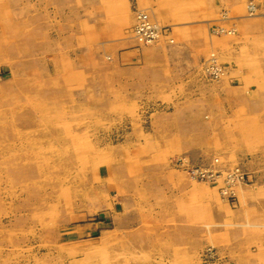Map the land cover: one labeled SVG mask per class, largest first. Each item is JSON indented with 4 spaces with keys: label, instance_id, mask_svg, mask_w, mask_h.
<instances>
[{
    "label": "rangeland",
    "instance_id": "rangeland-1",
    "mask_svg": "<svg viewBox=\"0 0 264 264\" xmlns=\"http://www.w3.org/2000/svg\"><path fill=\"white\" fill-rule=\"evenodd\" d=\"M152 1L174 16L203 15L199 32L182 34L178 63L165 58L178 41L149 0H101L78 35L62 28L60 0H0V264H215L219 253L264 264V220L250 243L219 221L237 203L264 209V31L242 22L249 0ZM141 10L164 35L152 46L132 37ZM208 61L226 75L208 76ZM179 157L182 168L171 167ZM215 159L240 172L237 190L188 178V160ZM121 192L180 195L169 225L181 217L202 227V246L135 245L132 227L113 223L138 217L118 214Z\"/></svg>",
    "mask_w": 264,
    "mask_h": 264
},
{
    "label": "crops",
    "instance_id": "crops-1",
    "mask_svg": "<svg viewBox=\"0 0 264 264\" xmlns=\"http://www.w3.org/2000/svg\"><path fill=\"white\" fill-rule=\"evenodd\" d=\"M60 1H62L61 5L63 8L60 11L61 17L59 16V19L67 22V24L62 25V28L66 30L70 29L68 30V33H72L75 30L74 34L76 33V35H78L81 29L91 25V20L89 18L92 12L96 13V11H98L97 13L99 14V12L102 13L103 9L102 3L99 2L100 0H95V2H92V0H87V2L82 0L79 5L74 4L73 6L72 0ZM212 7V13L217 12L218 5L214 4ZM146 9L151 12L156 19L158 17L161 18L166 26L171 27L173 31L172 36L178 41L176 46L170 47L168 49L166 48L167 50H165V58L170 59L171 64L178 63L181 58H186L188 50H185V45L188 40L184 38L183 35L184 33L199 32L201 26L203 25L202 21L199 20L203 19V17L199 16L196 11L195 13L192 11L191 14L186 16H174L173 13H170V8L168 5H163L161 8L160 5L155 4L152 0H149V4H147ZM159 13H162L163 16L160 17ZM260 19L261 18H245L243 23L244 25L254 26L253 28L258 27L259 29H254L252 32L253 34L259 33L261 35L264 29H262L260 26H262L264 20L261 21ZM174 29H177L176 32ZM158 57L159 56L157 55V61L159 60ZM253 193L254 192H249V196L252 197ZM257 194L264 196V192H257ZM179 197L180 195L176 196L173 194V192H121V201L123 203V207L121 211L118 212V214H137L138 217H125V224H120L119 219L121 216L120 214H116L117 216L115 222L113 219V223L115 224L117 230L120 227L126 229L132 227L133 237H136V234L139 236V240L134 242L135 245H141L144 243L143 240L153 243L155 245L154 247L161 244L169 247L172 245H186L188 241H193L195 244L193 245L192 242V246L198 251V247L200 248L203 243L202 227L197 225L191 226L189 228L187 221L183 220L181 217H177V224L175 227H173V225H169L171 213L178 211L176 206L178 205ZM250 201H252V199H249L248 197L247 203ZM230 210L232 212L231 215H219V221H224V217L229 220L231 228L234 229L233 231L230 230L229 232L231 238L234 240H241L244 238L245 242L250 243L248 241V236L253 234L251 232L259 233L261 226H263V224L260 223L264 220V217H262V214L264 215V209L248 210L245 207L240 208V204L237 203L236 207H230ZM130 222L131 224H129ZM101 224L104 225L105 222ZM228 256L229 255H223L219 253L215 264H236V262ZM224 257L226 258L224 259Z\"/></svg>",
    "mask_w": 264,
    "mask_h": 264
},
{
    "label": "bare ground",
    "instance_id": "bare-ground-1",
    "mask_svg": "<svg viewBox=\"0 0 264 264\" xmlns=\"http://www.w3.org/2000/svg\"><path fill=\"white\" fill-rule=\"evenodd\" d=\"M231 1V0H230ZM263 0H249L248 1V5H247V12L249 13V17L247 18V19H249V18H252V17H264V13L263 14H261V13H258V11L260 10V9H262V8H259L258 7V5L257 4H260L261 2H262ZM62 2V1H61ZM95 2V1H94ZM100 2H101V0H100ZM54 3V2H53ZM59 3V2H58ZM79 3V2H78ZM121 3V2H120ZM226 3V2H225ZM239 3V2H238ZM43 4V3H42ZM95 4V3H94ZM109 4V3H108ZM39 5V4H38ZM95 5H97V4H95ZM233 5H234V3H233ZM73 6V5H72ZM87 6V5H86ZM93 6V5H92ZM36 7V6H35ZM42 7V6H41ZM54 7V6H53ZM34 8V7H33ZM37 8V7H36ZM55 8V7H54ZM92 8H94V7H92ZM107 8V7H106ZM108 8H110V7H108ZM11 9V8H10ZM41 9V8H40ZM39 9V10H40ZM216 9V8H215ZM219 9V8H218ZM217 9V10H218ZM38 10V11H39ZM54 10H56V9H54ZM95 10V9H94ZM97 10V9H96ZM103 10V9H102ZM262 10H264V9H262ZM44 11V10H43ZM51 11V10H50ZM56 12V11H55ZM96 12H98V11H96ZM33 13V12H32ZM45 13V12H44ZM27 14V13H26ZM34 14V13H33ZM32 14V15H33ZM38 14V13H37ZM48 15H49V13H47ZM95 14V13H94ZM97 14V13H96ZM102 14V13H101ZM28 15V14H27ZM98 15V14H97ZM135 15H137V16H139V17H142L143 19H144V22L146 23V25L147 26H150L153 30H154V40H153V42L150 44V46H152V45H154V44H156L161 38H164L163 36L164 35H162L163 33H161V31H160V27H159V25H158V23L156 22V19H154L153 17H151L150 15H148V13H145L144 11H139V12H137ZM34 16V15H33ZM50 16V15H49ZM24 17V16H23ZM26 17H28V16H26ZM32 17V16H31ZM73 17V16H72ZM145 17V18H144ZM202 17H203V15H202ZM68 18V17H67ZM95 18V17H94ZM201 18V17H200ZM24 19H25V17H24ZM31 19V18H30ZM34 19V18H33ZM75 19V18H74ZM223 19V18H222ZM13 20V19H12ZM27 20V19H26ZM32 20V19H31ZM68 20V19H67ZM88 20V19H87ZM41 21V20H40ZM44 21V20H43ZM46 21H48V20H46ZM75 21V20H74ZM205 21V20H204ZM246 21V20H245ZM77 22V21H76ZM225 22V21H224ZM243 22V21H242ZM28 23V22H27ZM43 24H44V22H42ZM88 23V22H87ZM215 23V22H214ZM235 23V22H234ZM48 24V23H47ZM75 24V23H74ZM101 24V23H100ZM29 25V24H28ZM34 26H36V25H34ZM62 26V25H61ZM71 26V25H70ZM75 26V25H74ZM136 26H138V22L136 21V20H134V26H133V30H132V37L133 38H135L136 40H138V41H141L142 42V39H141V35H138L136 32H135V27ZM29 27V26H28ZM49 27H50V25H49ZM27 28V27H26ZM47 28V27H46ZM54 28V27H53ZM57 28L58 27H56V30H57ZM232 28V27H231ZM59 29V28H58ZM261 29V28H260ZM54 30V29H53ZM52 30V31H53ZM62 30V29H61ZM65 30V29H64ZM68 30H70V29H68ZM224 30V29H223ZM223 30H221V29H218V27H216V29H212V30H210V33L211 34H213V35H216V34H218V35H224L223 33H224V31ZM33 31V30H32ZM31 31V32H32ZM43 31V30H42ZM59 31V30H58ZM231 31V30H230ZM167 32V31H166ZM228 32V34H231V33H229V31H227ZM25 34V33H24ZM49 34V33H48ZM26 35V34H25ZM71 35V34H70ZM136 35H138V36H136ZM22 36V35H21ZM37 36V35H36ZM65 36V35H64ZM132 39V38H131ZM168 40V39H167ZM199 40V39H198ZM31 41H33V40H31ZM73 41V40H72ZM99 41H100V39H99ZM201 41V40H200ZM24 42V41H23ZM46 42V41H45ZM107 42V41H106ZM164 42V41H163ZM27 43V42H26ZM75 43V42H74ZM100 43V42H99ZM194 43H195V41H194ZM161 44V43H160ZM191 45V44H190ZM203 45V44H202ZM29 46V45H28ZM199 46V45H198ZM41 47V46H40ZM74 47V46H73ZM192 47H194V46H192ZM42 48H43V46H42ZM41 48V49H42ZM75 48V47H74ZM69 50V49H68ZM195 51V50H194ZM38 52V51H37ZM196 52H198V49H197V51ZM260 52H262V51H260ZM199 53V52H198ZM249 53V52H248ZM87 54V53H86ZM99 54V53H98ZM101 55V54H100ZM95 56V55H94ZM97 56V55H96ZM200 56V55H199ZM201 58V57H200ZM263 60V59H262ZM95 63H96V61H95ZM210 64V65H209ZM256 64H258V63H256ZM255 64V65H256ZM199 65V64H198ZM206 65H207V67H204V70H205V72L207 73V75L209 76V74H212L213 76V78L214 79H218L217 77H219L220 75L221 76H225L226 75V71H225V69L224 68H219V67H217V64H213V62L212 63H209V61L208 62H206ZM119 67V66H118ZM86 68V67H85ZM111 68V67H110ZM113 68V67H112ZM94 69V68H93ZM261 69V68H260ZM259 69V70H260ZM92 70V69H91ZM125 70V69H124ZM124 70H123V72H124ZM130 70H132V72H134L133 71V69H130ZM219 70H221L222 72H220ZM108 71V70H107ZM164 71V70H163ZM117 72V71H116ZM120 72V71H119ZM210 72V73H209ZM219 72V73H218ZM105 74H106V72H104ZM103 73V74H104ZM110 73H111V71H110ZM218 73V74H217ZM100 74V73H99ZM143 74V73H142ZM144 74H146V72L144 73ZM216 74H217V77H216ZM263 74V73H262ZM108 75V74H107ZM106 75V76H107ZM114 75V74H113ZM118 75V74H117ZM220 76V77H221ZM125 77V76H124ZM145 78V77H144ZM220 79V78H219ZM217 82V81H216ZM140 83V82H139ZM144 85V84H143ZM212 85V84H211ZM135 87V86H134ZM185 87V86H184ZM144 88V87H143ZM187 89H188V87H187ZM182 91V90H181ZM174 98V97H173ZM207 114V113H206ZM206 116V115H205ZM206 121V120H205ZM219 122V121H218ZM198 125V124H197ZM201 125V124H200ZM200 125H199V127H200ZM182 126V125H181ZM209 127V126H208ZM196 128V127H195ZM198 128V127H197ZM210 132V131H209ZM196 135V134H195ZM207 136V135H206ZM193 157V156H192ZM176 158V157H175ZM179 159H181L179 162H176V160H175V162L173 163L174 165H171V167L173 166V167H176V168H182V164H183V157H179ZM185 159H186V156H185ZM219 162V160L218 159H215L214 161H212V162H210L211 164H208V165H197V164H192L189 160H188V164H189V166H192V167H194V166H197L198 168H194L193 169V171H196V173H198V172H204V173H215V172H217V171H220V172H222L221 173V175L217 178L218 179V181L220 180L221 181V183H223V184H225V186H224V188L222 189V190H226V191H222V193H224V192H228V193H231V192H233V189H236L237 190V185H238V183L236 184V177H234L235 176V170H233V169H235V168H230V167H227V168H225V167H223V166H221L220 164H219V166L217 167V166H215L214 164L215 163H218ZM51 167V166H50ZM190 168V167H189ZM200 169V170H199ZM176 170H178V169H176ZM185 170V169H184ZM205 170H210V171H212V172H207V171H205ZM240 173V172H239ZM187 174V173H186ZM228 177V179H234L235 180V182H234V184H231V185H228L227 184V181H226V183L224 182L225 180H226V178ZM191 181H195V182H201V183H204V181H200V180H197L198 178H196V177H194V176H189L188 177ZM216 179V180H217ZM216 180L214 181V182H216ZM205 184V183H204ZM264 200V199H263ZM258 203H260V202H258ZM261 206V205H260ZM264 212V211H263ZM197 225V224H196ZM203 229V228H202ZM263 229H264V227H263ZM234 236V235H233ZM203 238V237H202ZM234 238H237V237H234ZM198 241V240H197ZM236 241V240H235ZM238 241H240V240H238ZM230 242V241H229ZM235 243V242H234ZM261 246L264 248V236L262 237V244H261Z\"/></svg>",
    "mask_w": 264,
    "mask_h": 264
},
{
    "label": "built area",
    "instance_id": "built-area-1",
    "mask_svg": "<svg viewBox=\"0 0 264 264\" xmlns=\"http://www.w3.org/2000/svg\"><path fill=\"white\" fill-rule=\"evenodd\" d=\"M145 18V17H144ZM136 21L138 22V26L135 27V32L138 35H141V39L143 42H147L148 44H151L153 42L154 38V30L150 27L147 26L146 23L144 22V19L142 17L137 16ZM136 35V36H138ZM180 160H177L176 162H179ZM185 162H183L182 166L184 165ZM193 167L191 166V168L188 169L189 172V176H194L196 178H198L197 180L200 181H204V182H210V181H215L218 177L219 174L217 172L215 173H204V172H198L196 173V171H193ZM200 170V169H199ZM207 172H212L210 170H205ZM236 173V184L239 182V180L241 179L240 177V173L238 171H235ZM227 181L228 185L234 184L235 180L234 179H228V177L226 178L225 182Z\"/></svg>",
    "mask_w": 264,
    "mask_h": 264
}]
</instances>
